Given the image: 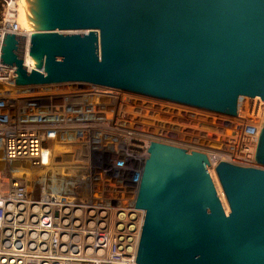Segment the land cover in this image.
Instances as JSON below:
<instances>
[{
  "label": "water",
  "instance_id": "1",
  "mask_svg": "<svg viewBox=\"0 0 264 264\" xmlns=\"http://www.w3.org/2000/svg\"><path fill=\"white\" fill-rule=\"evenodd\" d=\"M30 37L5 34L15 85L83 82L228 117L264 101V0H24ZM138 195L136 264H264L262 168L150 143Z\"/></svg>",
  "mask_w": 264,
  "mask_h": 264
},
{
  "label": "built area",
  "instance_id": "2",
  "mask_svg": "<svg viewBox=\"0 0 264 264\" xmlns=\"http://www.w3.org/2000/svg\"><path fill=\"white\" fill-rule=\"evenodd\" d=\"M20 5L0 0V50L4 33L31 36ZM14 70L0 63V264H136L150 143L206 152L219 195L218 163L258 168L259 97L220 119L223 150L207 152L184 120L199 109L83 82L15 85Z\"/></svg>",
  "mask_w": 264,
  "mask_h": 264
},
{
  "label": "rangeland",
  "instance_id": "3",
  "mask_svg": "<svg viewBox=\"0 0 264 264\" xmlns=\"http://www.w3.org/2000/svg\"><path fill=\"white\" fill-rule=\"evenodd\" d=\"M23 12H24V16H25V11H23ZM21 17H22V15H21ZM21 17L19 18V20H21V22L19 21V23H20V25L22 27H25ZM24 19L26 20V17ZM27 27H28V25H27ZM249 100H250V98H246V97L239 99L238 108H239V110H240V112L242 114H243V111H244L243 109L249 103ZM198 113H197V116H195V118H194L195 121L194 120L193 121H191V120L189 121V118L184 117V120L186 121V124L188 122V124L190 126H192V127L195 126V129L199 130V132H198V143L200 145L208 146L209 148H207V152L213 151V149L223 150V149H221L222 147L220 148L219 144H222L223 142H225L226 135H225V131L223 132L224 128H223L222 125H224V123L220 119L221 118L222 119L223 118L231 119V118H234V117H228V116H224V115H221V114L208 112V111L201 110V109H199ZM244 116H245V114H244ZM215 119H217L218 121L215 122ZM186 124H184V125H186ZM225 128H226V126H225ZM227 129H228V127L226 128V130ZM217 130H220V132L218 133ZM191 132L192 131H190V133ZM205 153L206 152H204V154ZM258 168H262V167L258 166ZM218 197L221 199L220 202L222 204V207L224 206V208L226 209V212L228 213L229 212V208H228V205H227V202H226V199H225L223 193H221L220 195L218 193Z\"/></svg>",
  "mask_w": 264,
  "mask_h": 264
},
{
  "label": "bare ground",
  "instance_id": "4",
  "mask_svg": "<svg viewBox=\"0 0 264 264\" xmlns=\"http://www.w3.org/2000/svg\"><path fill=\"white\" fill-rule=\"evenodd\" d=\"M22 2H23V0H22ZM22 4V3H21ZM21 6V10H20V17H21V15H22V17H21V19L23 20V24L25 25V27H23V28H27V29H29L28 27H27V21L24 19L25 18V16H24V5H20ZM19 17V18H20ZM20 22H21V20H19ZM169 111H171L170 109H169ZM226 125L228 124V123H225ZM217 132L219 133L220 132V130H217ZM220 201H221V199H220ZM223 208H224V206H223ZM224 210H225V212H226V209L224 208ZM227 213V212H226Z\"/></svg>",
  "mask_w": 264,
  "mask_h": 264
}]
</instances>
